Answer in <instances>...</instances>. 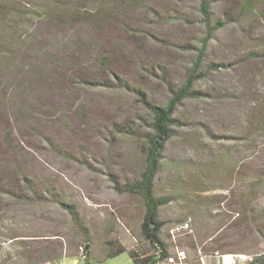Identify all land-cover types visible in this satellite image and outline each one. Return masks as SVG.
I'll return each instance as SVG.
<instances>
[{
    "label": "rangeland",
    "instance_id": "obj_1",
    "mask_svg": "<svg viewBox=\"0 0 264 264\" xmlns=\"http://www.w3.org/2000/svg\"><path fill=\"white\" fill-rule=\"evenodd\" d=\"M207 1L229 23L206 42V77L194 84L206 96L184 100L173 115L175 135L154 180L155 194L171 197L159 209L161 239L169 251L194 243L207 256L252 258L264 255V225L254 229L242 215L256 186L264 217V133L249 122L264 98V17L242 10V0ZM48 3L0 0V45L18 49L0 57V264H36L39 247L55 249L54 261L85 264L83 236L50 189L78 207L88 264H132L126 252L98 260L116 248L152 253L140 233L142 198L114 189L145 167L151 114L135 89L164 105L183 83L206 33L200 0L118 4L100 21L88 4L68 23L46 13ZM186 220L191 231L171 236Z\"/></svg>",
    "mask_w": 264,
    "mask_h": 264
},
{
    "label": "trees",
    "instance_id": "obj_2",
    "mask_svg": "<svg viewBox=\"0 0 264 264\" xmlns=\"http://www.w3.org/2000/svg\"><path fill=\"white\" fill-rule=\"evenodd\" d=\"M150 1L151 0H49L48 6L45 8L46 13L51 12L54 17L58 18V20H63V22L68 23L72 21L73 13H76L81 8L84 14L87 11V9H85L86 5L94 4L92 16L94 19L100 21L105 20V14L113 12V9L118 4H124L127 7H148ZM108 6H110V8H108ZM199 7L202 15V19L200 20L205 25L206 33L205 37L201 41V46L198 48L195 61L186 72V77L183 83L175 89H171V94L164 105L150 102L144 92L140 89H135L136 94L139 97L138 101L151 114V133L146 135V145L143 148L145 167L140 173L139 180L134 182H125L122 185H114V189L118 193H131L142 198L145 210L140 225V233L143 239L150 245L152 253L149 254L147 251L116 248L105 254V257L107 258H112L119 253L126 252L132 264H157L158 262L164 260L169 254L167 244H165L161 239V231L166 221L160 219L159 209L169 204L171 197L169 195H156L154 191V180L160 173L161 162L164 158L166 144L175 135V130L173 128L178 124V122L173 118V115L184 100H200L202 97L206 96L203 92L194 89V84L197 80L206 77V73L200 71L206 42L211 38L215 31L224 28L229 23V17L227 15H224L223 19L220 17L214 18L213 15H211L210 6L207 0H200ZM241 8L242 10L250 11L258 16L264 17V0H242ZM88 15L89 13L86 18ZM17 50V47L5 46L1 43L0 57L7 55L16 56ZM10 56L8 60L11 59ZM99 59L102 60V58ZM1 63H5L3 65L5 66L7 62L5 59H1ZM219 67V65H210L207 68V71L217 70ZM0 75V82L3 84V76L1 73ZM262 99L264 98L260 99L257 97L256 103L254 104V106H256L254 109L255 116H252L249 121L250 131L254 134L264 133V100ZM22 175L25 176L24 173H22ZM48 191L47 192L50 194L51 198L50 200L60 205L69 213L78 231L83 236L84 244L81 246V255L87 260L89 258L88 230L85 228L79 215L78 207L71 200H64L62 194L55 193V191L51 189ZM258 191L259 190L256 186L251 187L250 199H247V210L245 215H242V219H246L254 229H259L262 225H264V217L263 215H260V207L253 202V198L257 197ZM33 193L34 188L32 194ZM40 197L41 199L39 196L35 197L33 195L32 199L44 202L45 198L42 196ZM211 242H214V240L211 239ZM25 250L27 249L25 248ZM36 250H38L39 255H44V257H42L40 261H37L36 264H42L47 261V259L54 261L56 257H59V255L55 254L56 250L51 247H39L36 248ZM197 250L199 249H196L195 244L191 243L190 249H188L187 252L189 255H191L190 252H194L195 257ZM45 252L47 253L45 254ZM214 252L218 251H213L212 254ZM32 262V258L28 257V263L31 264ZM246 264H264V255H255L250 258Z\"/></svg>",
    "mask_w": 264,
    "mask_h": 264
},
{
    "label": "built area",
    "instance_id": "obj_3",
    "mask_svg": "<svg viewBox=\"0 0 264 264\" xmlns=\"http://www.w3.org/2000/svg\"><path fill=\"white\" fill-rule=\"evenodd\" d=\"M190 231V222L186 220L172 227L170 235L174 236L177 233L185 234ZM208 258L214 259L216 264H233L235 261L247 262L249 260V257L242 253L220 254L219 252H214L207 256L201 253L200 250H198L196 256L192 258L186 249L174 246L172 251H169L168 256L157 264H209Z\"/></svg>",
    "mask_w": 264,
    "mask_h": 264
},
{
    "label": "crops",
    "instance_id": "obj_4",
    "mask_svg": "<svg viewBox=\"0 0 264 264\" xmlns=\"http://www.w3.org/2000/svg\"><path fill=\"white\" fill-rule=\"evenodd\" d=\"M245 256H247L246 254H244ZM248 257V256H247ZM113 258V257H112ZM105 259H108L107 257H103L101 260H98L99 261V263H105L106 262V260ZM249 259H250V257H249ZM83 260H84V262H85V264L87 263L88 264V260H86V259H84L83 258ZM108 260H110V259H108ZM79 262H80V260H74V261H72V262H68V261H54L53 262V264H79ZM208 262H209V264H216L215 263V260L214 259H212V258H208ZM246 263V261L245 262H242V261H235L233 264H245ZM42 264H45V263H42ZM50 264V263H49Z\"/></svg>",
    "mask_w": 264,
    "mask_h": 264
}]
</instances>
